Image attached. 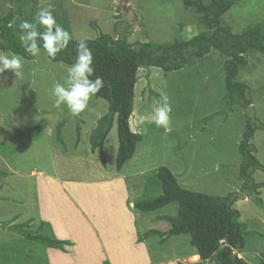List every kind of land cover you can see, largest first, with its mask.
Instances as JSON below:
<instances>
[{"label":"rangeland","instance_id":"374dc122","mask_svg":"<svg viewBox=\"0 0 264 264\" xmlns=\"http://www.w3.org/2000/svg\"><path fill=\"white\" fill-rule=\"evenodd\" d=\"M121 1L0 0V14L11 12L12 26L19 27L21 21L34 22L37 12L51 5L56 21L78 42L105 33L125 37L133 46L167 44L175 37L188 40L208 32L194 9H186L181 0ZM233 1L221 17L223 25L234 33L264 27V0ZM187 57L181 70L164 72L150 67L137 71L130 129L137 116L151 115L157 101L167 95L172 106L171 131L147 122L140 125L142 140L120 171L115 167V120L104 141L105 164L90 150L89 135L107 113L105 100L93 96L88 108L75 117L66 106H54L51 89L56 83H64L71 65L51 61L40 49L38 56L22 57V77L16 78L11 70L0 74V264H73L82 253L81 241L86 240L89 247L90 239L96 244L92 248L102 253L101 264L106 260L114 264L115 256L116 264H130L127 259L136 264H214V258L193 260L196 251L186 234L137 242L139 234L150 229L167 231L169 223L158 220L159 216L177 211L176 203L145 213L133 207L135 201L160 193L154 175L160 166L167 167L187 190L221 197L238 194L232 207L245 225V246L238 257L249 264L264 261V212L244 195L238 178L242 161L238 143L246 121L264 122V53L245 54L246 65L236 80L248 86L251 105L245 109L235 105L231 112L224 100L225 57L216 50L203 58ZM250 142L255 157L264 165V129L257 128ZM252 176L256 183H264V172L255 170ZM49 178L58 183L63 208L70 205L65 220L62 213L53 210L56 200ZM258 191L264 204V186ZM118 204L123 205V215H129L132 225L124 231L136 252L127 259L121 254L126 252V245L120 240L121 225L126 220ZM108 205L107 211L104 206ZM36 234L68 240L71 245L62 252L26 238Z\"/></svg>","mask_w":264,"mask_h":264},{"label":"trees","instance_id":"16d2710c","mask_svg":"<svg viewBox=\"0 0 264 264\" xmlns=\"http://www.w3.org/2000/svg\"><path fill=\"white\" fill-rule=\"evenodd\" d=\"M181 2L186 9H194L199 23L208 32L199 33L188 40L175 37L167 44L144 42L135 46L128 43L125 37L113 38L105 33H99L94 39H86L93 53L94 75L91 79L100 76L104 80V87L94 97L107 102V113L97 120L89 135L90 150L96 153L102 165L105 164L104 141L114 120L118 135L116 171H120L133 157L137 144L142 140V135L133 134L129 126L133 112L137 71L140 68L157 67L164 72L177 71L187 64L188 54L203 58L212 50H216L225 57L223 83L225 106L228 112H231L235 105L244 109L251 105L248 86L237 81L236 78L240 68L246 65L245 54L250 51L264 53V27H253L241 33H234L229 26L223 25L221 17L233 6V0L206 2L181 0ZM12 18L11 12L0 14V51H10L31 59L32 55L25 52L20 45L18 38L20 28L12 26ZM39 31H43L42 26ZM77 42L72 39L68 48L58 53L55 59L47 57L53 62L60 61L72 65L75 62ZM154 95L159 97L158 94ZM60 127L61 123L57 125L55 131L57 141L60 140ZM257 128L264 129V122L255 124L248 118L238 143V152L242 158L238 168V178L242 181L240 189L244 195L249 196L264 212V204L258 191L264 183H256L252 176L255 170L264 172V165L255 157L250 142ZM78 139L77 132L75 143ZM154 175L159 183L160 193L150 199L135 201L133 207L145 213L176 203L177 211L174 215L159 216L158 220L169 223L170 228L167 231L150 229L139 234L138 243L153 236L165 240L171 236L186 234L189 236V244L196 251L192 255H198L201 261L214 258V264H249L238 256L232 257V251L241 254L245 246L243 237L245 225L239 222L240 214L232 207L238 194L229 193L221 197L187 190L164 166L158 167ZM26 238L62 252L65 251V246L71 245L68 240H58L43 234L26 235ZM103 264L109 263L106 260ZM260 264H264V261H260Z\"/></svg>","mask_w":264,"mask_h":264},{"label":"clouds","instance_id":"9594fccd","mask_svg":"<svg viewBox=\"0 0 264 264\" xmlns=\"http://www.w3.org/2000/svg\"><path fill=\"white\" fill-rule=\"evenodd\" d=\"M37 25L42 26L43 31H39ZM19 28L20 45L32 56H38L42 47L50 59H55L58 53L68 48L72 40L71 34L56 21L51 5L41 8L34 22L21 21ZM75 52V62L68 67L64 83H56L51 89V95L55 98L54 106L56 108H60L61 105L66 106L70 115L74 117L84 112L88 108L90 99L104 87L102 77L96 76L94 80L91 79L94 75L93 53L87 41L77 42ZM22 68L21 56L0 54V74L5 70H11L16 78H20L23 75ZM171 112L169 97L162 95L151 115L135 118L131 131L133 134H140V125L147 122L170 132ZM198 259V256L193 257V260Z\"/></svg>","mask_w":264,"mask_h":264},{"label":"crops","instance_id":"0c3cea01","mask_svg":"<svg viewBox=\"0 0 264 264\" xmlns=\"http://www.w3.org/2000/svg\"><path fill=\"white\" fill-rule=\"evenodd\" d=\"M48 183L53 188L54 200H56L52 204L53 210H55V211L58 210L57 212L62 213L63 214L62 220H65L67 218V216L65 214H66L67 208H69L70 205L66 204L67 206H65L63 208V205L61 204V201L63 200V196L61 195V193L58 192L59 191L58 185H57L58 183L53 178H49L48 179ZM56 194H58L59 196L56 195ZM64 205H65V203H64ZM117 206H118L120 215L124 216L123 215L124 212H123V208H122L123 205L121 206V205L118 204ZM104 207H105V210L108 211L109 205L107 207L106 206H104ZM112 207L113 208H111V209H116L117 208V207H114V206H112ZM107 211H106V214H108ZM68 212H70V210H68ZM124 217H125L126 223L123 226L121 225L123 230L121 228H120L121 230L120 229L119 230H120V233H121L120 240L122 239V241H124V243L126 245V247H124V248H126V250H124V251L128 252L127 254H126V252H121V254H123V255L125 254L123 258L127 259L130 255L133 256V254L136 252V250L133 252L131 239L128 237V234H126L125 231H124V230H128L129 231L132 228L131 220L129 218V215H128V217H126V216H124ZM124 217H121V218H123V219H121V221L124 220ZM91 220H93V219H91ZM102 232H104V231L102 230L101 233ZM90 236H91V234H90ZM85 241L84 240L81 241L82 243H80V244H81L82 247L80 249H81L82 253L80 254V257L73 264H93L92 263L93 260H96V264H101L102 253H100V252H98V250L92 248V246L94 247V245H96V244L93 243L94 241L92 239H90L91 244H90L89 247L86 246ZM112 259L114 260V261L112 260L114 262V264H116V260H118V257L115 256ZM119 260H120V258H119ZM125 261L130 262V264H136V262H134L133 260L131 261V259H127Z\"/></svg>","mask_w":264,"mask_h":264},{"label":"water","instance_id":"95a60500","mask_svg":"<svg viewBox=\"0 0 264 264\" xmlns=\"http://www.w3.org/2000/svg\"><path fill=\"white\" fill-rule=\"evenodd\" d=\"M121 1V0H120ZM121 4H123V2L121 1ZM238 256V254L236 253V251H232V257L234 258V257H237Z\"/></svg>","mask_w":264,"mask_h":264},{"label":"bare ground","instance_id":"6f19581e","mask_svg":"<svg viewBox=\"0 0 264 264\" xmlns=\"http://www.w3.org/2000/svg\"><path fill=\"white\" fill-rule=\"evenodd\" d=\"M118 181H119V180H118ZM111 184H112V183H111ZM194 256H198V255H193V257H194ZM193 257H192V258H193ZM198 257H199V256H198ZM195 261H196V260H195Z\"/></svg>","mask_w":264,"mask_h":264}]
</instances>
